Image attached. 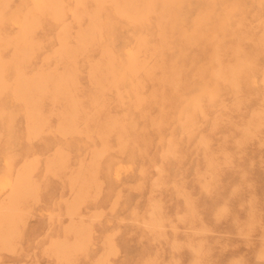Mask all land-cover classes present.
Wrapping results in <instances>:
<instances>
[{
  "label": "rangeland",
  "instance_id": "obj_1",
  "mask_svg": "<svg viewBox=\"0 0 264 264\" xmlns=\"http://www.w3.org/2000/svg\"><path fill=\"white\" fill-rule=\"evenodd\" d=\"M0 264H264V0H0Z\"/></svg>",
  "mask_w": 264,
  "mask_h": 264
},
{
  "label": "crops",
  "instance_id": "obj_2",
  "mask_svg": "<svg viewBox=\"0 0 264 264\" xmlns=\"http://www.w3.org/2000/svg\"><path fill=\"white\" fill-rule=\"evenodd\" d=\"M207 2L209 4H211L212 3V0H207ZM177 27H178V25L174 21V15L171 14L170 12H167L165 14V16H164V25L162 27L165 30L166 37H167L166 38V41L167 42H170L171 43V41H172L173 38L171 37V35H169V32L172 34L173 31H175L177 29ZM198 28H199V21L197 22L196 32H195V35H194V37H195L196 40H198L197 39L198 38V30H199Z\"/></svg>",
  "mask_w": 264,
  "mask_h": 264
}]
</instances>
